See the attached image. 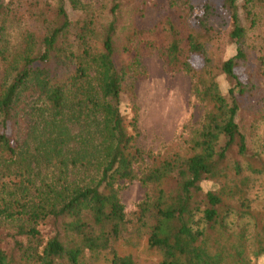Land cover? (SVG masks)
Returning a JSON list of instances; mask_svg holds the SVG:
<instances>
[{"label":"trees","instance_id":"trees-1","mask_svg":"<svg viewBox=\"0 0 264 264\" xmlns=\"http://www.w3.org/2000/svg\"><path fill=\"white\" fill-rule=\"evenodd\" d=\"M30 1L0 0V62L6 24L36 22L23 32L17 56L1 65L0 264H137L116 244L136 246L141 232L161 255L149 264H246L249 242L255 256L264 252V215L252 237L239 231L231 239L226 220L243 214L226 203L244 205L242 166L224 162L232 148L237 156L247 152L238 99L253 87L238 72L247 60L238 0H222L220 11L202 2V15L182 39L166 23L172 38L165 62L183 55L180 68L194 79L207 110L187 154L153 157L143 167L136 116L125 117L120 106L145 31L130 25L125 36L117 35L122 0H104L99 10L80 0ZM248 2L242 8L249 14ZM219 19L229 23L227 44L235 53L214 62L206 44L221 38ZM184 52L202 57L204 67L194 69ZM220 74L230 82L225 94ZM133 179L149 185V193L132 219L117 188ZM207 179L216 188L204 191Z\"/></svg>","mask_w":264,"mask_h":264},{"label":"rangeland","instance_id":"rangeland-1","mask_svg":"<svg viewBox=\"0 0 264 264\" xmlns=\"http://www.w3.org/2000/svg\"><path fill=\"white\" fill-rule=\"evenodd\" d=\"M80 1L94 10H99L104 3V0ZM204 1L214 3L219 8L218 11L222 8V0H122L117 35L120 38L125 36L130 25L145 31L142 36L143 44H138L136 49L135 73L126 76L120 106L125 117L136 116L138 134L135 142L144 152L142 167L149 166L153 157L174 152L187 154L191 138L207 110L204 101L193 91L194 79L184 68H180L183 55H179L180 61H173L170 66L166 64L164 57L165 48L172 38L165 29L166 23L170 21L176 28L178 37L182 39L188 32V27L193 26L192 19L202 15L200 4ZM245 1L238 0V4L241 21L246 28L247 60L239 65L238 72L244 81L250 79L253 87L251 93L238 99V120L247 138V152L243 157L237 156L232 148L224 162L231 165L234 160H238L242 166L241 176L246 177L244 205H238L232 199L226 200L227 204L243 212L240 216L235 213L227 215L231 239L239 231L252 237L255 224L264 215V0H249V14L247 9L242 8ZM188 2L194 7H190ZM220 21L221 19L217 20V26L221 30V38L206 44L214 62L235 53V46L227 44L226 32L229 23ZM6 25L7 47L5 61L0 62V79L1 65L9 63L17 56L23 43V32L36 25V22L27 18L22 21L12 20ZM184 45L181 41L180 46ZM184 56L194 69L201 70L204 67L202 57L191 55L188 58V52H184ZM217 80L220 91L225 94L230 82L221 74ZM201 186L206 191L216 188V183L207 179L201 182ZM117 189L126 216L133 219V213L138 211L139 204L148 199L149 185L142 184L138 179L120 180ZM141 233L142 237L138 239L136 246H123L119 242L116 246L125 253H132L137 264L158 262L161 255L147 247L145 234ZM246 248L249 257L246 264H264V252L255 256L254 244L251 242ZM231 261L224 260L221 264H232ZM92 263L99 264L94 259Z\"/></svg>","mask_w":264,"mask_h":264}]
</instances>
